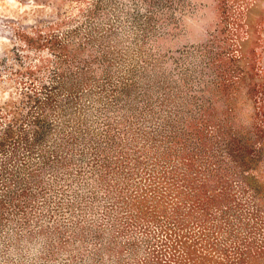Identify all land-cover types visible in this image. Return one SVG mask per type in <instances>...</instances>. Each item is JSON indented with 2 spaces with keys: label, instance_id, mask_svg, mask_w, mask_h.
Instances as JSON below:
<instances>
[{
  "label": "rangeland",
  "instance_id": "374dc122",
  "mask_svg": "<svg viewBox=\"0 0 264 264\" xmlns=\"http://www.w3.org/2000/svg\"><path fill=\"white\" fill-rule=\"evenodd\" d=\"M0 264H264V0H0Z\"/></svg>",
  "mask_w": 264,
  "mask_h": 264
}]
</instances>
